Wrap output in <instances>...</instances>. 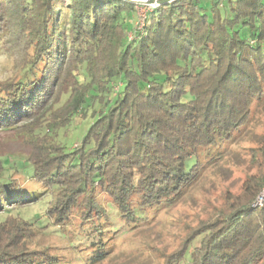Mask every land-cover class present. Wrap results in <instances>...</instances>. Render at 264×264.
<instances>
[{
  "label": "trees",
  "instance_id": "1",
  "mask_svg": "<svg viewBox=\"0 0 264 264\" xmlns=\"http://www.w3.org/2000/svg\"><path fill=\"white\" fill-rule=\"evenodd\" d=\"M210 1L209 13L163 1L132 28L127 0H0V47L18 54L0 80V129L30 147L24 180L0 165V212L50 197L47 225L96 264L112 251L114 219L138 228L189 194L264 103V0ZM87 113L68 147L59 130ZM251 150L258 170L242 196L159 253L160 264H264V202L251 203L264 187V146ZM42 228L7 213L0 264H68L30 245Z\"/></svg>",
  "mask_w": 264,
  "mask_h": 264
},
{
  "label": "rangeland",
  "instance_id": "2",
  "mask_svg": "<svg viewBox=\"0 0 264 264\" xmlns=\"http://www.w3.org/2000/svg\"><path fill=\"white\" fill-rule=\"evenodd\" d=\"M193 1L197 10L210 12V0ZM134 8L135 11L131 13L132 28L136 26L135 20L143 13L140 8ZM220 8L223 11V7ZM132 28L130 30H133ZM17 62L18 54L15 51L0 47V80L14 72ZM254 111V120L246 134L230 145L222 159L205 171L187 196L174 205L151 213V220L138 228L127 229L119 220L114 219L108 227L116 230L111 239L112 251L96 264H160L162 261L159 253L175 250L190 229L201 221L215 218L218 209H222L227 199L241 197L247 179L256 176L258 170V163L251 160V148L264 146V103L258 105ZM88 114L77 115L71 123L61 128L59 140L64 141L68 147L77 142L80 129L90 122ZM29 150L28 143L17 130L0 129V165L4 169L3 172L24 180L25 171L29 169V164L25 161ZM256 161L264 163V157L258 156ZM49 199L50 197L46 196L31 204L10 205L0 212V220L7 213H12L44 226L31 241V246L49 247L52 253L67 260L68 264H85L83 258L78 257L77 248L68 246V238L59 227L47 225L45 222L43 213ZM263 202L264 187L251 203L256 207ZM89 240L83 238L80 242L87 244Z\"/></svg>",
  "mask_w": 264,
  "mask_h": 264
},
{
  "label": "built area",
  "instance_id": "3",
  "mask_svg": "<svg viewBox=\"0 0 264 264\" xmlns=\"http://www.w3.org/2000/svg\"><path fill=\"white\" fill-rule=\"evenodd\" d=\"M128 2H131L134 7L136 8H140L143 13L141 14V16L136 20V24L139 25L142 23L143 19L145 18L146 12L149 9H154L157 6H159L160 3H163V1H166L168 3H172L175 0H146V2H140V0H127ZM155 5V6H152Z\"/></svg>",
  "mask_w": 264,
  "mask_h": 264
},
{
  "label": "clouds",
  "instance_id": "4",
  "mask_svg": "<svg viewBox=\"0 0 264 264\" xmlns=\"http://www.w3.org/2000/svg\"><path fill=\"white\" fill-rule=\"evenodd\" d=\"M140 2H142V3H143V2H146V0H140ZM152 6H155V5H152Z\"/></svg>",
  "mask_w": 264,
  "mask_h": 264
}]
</instances>
